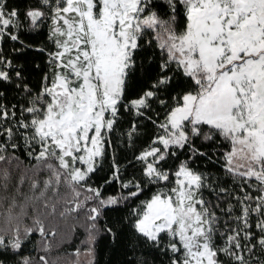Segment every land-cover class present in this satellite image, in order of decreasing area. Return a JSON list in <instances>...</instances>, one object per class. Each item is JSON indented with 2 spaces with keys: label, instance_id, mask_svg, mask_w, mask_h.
<instances>
[{
  "label": "snow or ice",
  "instance_id": "snow-or-ice-1",
  "mask_svg": "<svg viewBox=\"0 0 264 264\" xmlns=\"http://www.w3.org/2000/svg\"><path fill=\"white\" fill-rule=\"evenodd\" d=\"M77 226L88 264H264V0H0V264Z\"/></svg>",
  "mask_w": 264,
  "mask_h": 264
},
{
  "label": "trees",
  "instance_id": "trees-1",
  "mask_svg": "<svg viewBox=\"0 0 264 264\" xmlns=\"http://www.w3.org/2000/svg\"><path fill=\"white\" fill-rule=\"evenodd\" d=\"M68 227H72L71 222ZM38 240V236L33 237L34 243ZM86 240L87 234L82 227L77 226L75 231L69 232L67 240L56 253L62 258L63 264H73L74 261H79V264H88V260L81 261L79 259L87 251ZM29 247L31 248L32 245ZM77 249L80 250V255H76ZM128 258L123 255V250L114 247L107 237H98L97 242L93 245L92 264H123V261Z\"/></svg>",
  "mask_w": 264,
  "mask_h": 264
},
{
  "label": "rangeland",
  "instance_id": "rangeland-1",
  "mask_svg": "<svg viewBox=\"0 0 264 264\" xmlns=\"http://www.w3.org/2000/svg\"><path fill=\"white\" fill-rule=\"evenodd\" d=\"M80 257H81V258H79V259H81V261H82V260H84V261L88 260V257L85 256V255H82V256H80Z\"/></svg>",
  "mask_w": 264,
  "mask_h": 264
}]
</instances>
